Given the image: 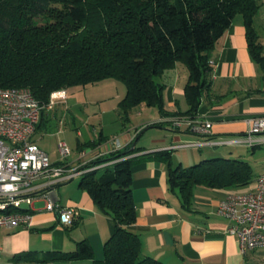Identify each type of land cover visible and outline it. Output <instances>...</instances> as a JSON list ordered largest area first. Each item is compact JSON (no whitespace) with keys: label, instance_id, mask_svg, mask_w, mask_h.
<instances>
[{"label":"trees","instance_id":"16d2710c","mask_svg":"<svg viewBox=\"0 0 264 264\" xmlns=\"http://www.w3.org/2000/svg\"><path fill=\"white\" fill-rule=\"evenodd\" d=\"M260 6V0H0V87H27L45 104L55 90L84 88L116 78L126 86L118 105L124 118L140 105L156 107L160 117L195 116L210 87V50L237 14L244 18L251 55L264 73V45L254 29ZM183 66L187 70L183 84L187 109L171 113L165 108L163 92ZM136 138L125 150L90 162L115 160L101 173L88 171L78 181L114 221L103 257L95 258L91 243L81 239L73 251L47 253L39 260L162 264L142 253L141 239L130 229L136 220L131 186L136 157L129 154L139 149L130 148ZM99 143L85 144L94 147ZM153 154L167 162L169 188L180 194L184 205L196 185L237 190L256 177L251 165L238 158L217 156L183 167L171 165L168 151Z\"/></svg>","mask_w":264,"mask_h":264},{"label":"crops","instance_id":"0c3cea01","mask_svg":"<svg viewBox=\"0 0 264 264\" xmlns=\"http://www.w3.org/2000/svg\"><path fill=\"white\" fill-rule=\"evenodd\" d=\"M260 1L261 6L254 16V29L264 45L261 41L264 38V0ZM261 52L264 54V46ZM210 60L213 61L210 87L201 99L197 114L211 121V136L214 138L240 134L246 129L249 116L264 114V73L251 55L241 14L233 18L216 40L210 50ZM163 98L165 108L171 113L187 109L183 85H179L178 79L165 88ZM117 115L118 120L124 118L119 109ZM157 116L159 119L160 112ZM152 118L149 115L130 128L125 124L120 128L114 126L108 132H103L101 127L98 137L90 140L99 141L96 147L107 157L114 146L110 136L120 137L122 150L137 136L130 148L139 149L129 154L136 157L131 167L136 220L130 229L139 235L142 253L162 264H264V247L242 254L238 237L225 232L229 220L217 213V205L227 193L248 190L254 182L237 190L196 185L191 200L184 205L180 194L169 188L167 162L153 153L168 151L172 166L188 167L205 159L206 154L201 149L212 146L194 145L206 137L188 130L185 124L177 128L168 123L149 126ZM85 143L88 141L77 140L76 152L72 154L71 149L68 162L76 165L92 161L96 147ZM40 148L48 154L50 161H59L57 153L50 158L45 147ZM68 182L55 187L52 198L60 206L79 209L73 224L69 227L62 225L57 213L44 207L36 208L35 203L44 200L35 198L30 226H0V264H11L20 259L37 261L47 253L70 252L81 239L91 243L95 258L103 257V245L113 231L114 221L96 206L90 194L78 183L76 187H69L70 197L64 201L59 191ZM21 255L24 258L18 257ZM65 261L69 264L87 263V260Z\"/></svg>","mask_w":264,"mask_h":264},{"label":"built area","instance_id":"2783aa9c","mask_svg":"<svg viewBox=\"0 0 264 264\" xmlns=\"http://www.w3.org/2000/svg\"><path fill=\"white\" fill-rule=\"evenodd\" d=\"M66 102V89L53 91L48 102L42 104L27 87H0V226H30L35 198H42L44 209L57 213L62 225H70L79 215V209L63 207L54 201L55 187L115 161L74 165L67 161L71 148L66 141L60 140L57 143L59 161L52 162L35 143L33 135L42 110H51L56 104ZM155 122L176 128L185 124L188 130L206 137L194 144L198 146L257 147L264 144V114L249 116L242 133L226 138L212 137L211 121L198 114L164 116L151 124ZM110 141L114 145L112 152L123 148L119 136L113 135ZM104 155L96 147L92 161ZM217 213L229 220L225 232L238 237L242 254L264 247V172L255 177L250 189L227 193L219 201Z\"/></svg>","mask_w":264,"mask_h":264},{"label":"rangeland","instance_id":"374dc122","mask_svg":"<svg viewBox=\"0 0 264 264\" xmlns=\"http://www.w3.org/2000/svg\"><path fill=\"white\" fill-rule=\"evenodd\" d=\"M262 36H264V32H262ZM261 41L264 42V38ZM186 72L185 66L180 67L177 79L181 86L186 80ZM66 91L67 104H56L53 109L45 110L43 124L36 129L33 135L40 147H45L50 158L54 157L56 153L58 154L57 143L60 140L66 141L72 149V154H75L77 140L87 142L92 138H97L101 127L104 129H102L103 132L110 131L114 126L120 128L123 124L130 128L132 124H138L146 117L148 118L149 115L153 116L150 120H158V110L153 106L145 105L132 107L128 112V120L125 118L118 120V105L125 95L126 86L116 78H106L84 88ZM131 131H134V129L132 128ZM201 151L206 154L205 158L221 156L246 160L251 165L255 176L264 171V144L257 146L255 149L246 146L220 145L210 148L205 147ZM104 169L105 167H100L98 173H101ZM79 180L80 176H77L61 187L59 193L64 201L70 197L69 187H76ZM23 205L25 204L23 203ZM44 205L45 202L35 203L36 208H42ZM11 264H69V262L65 260L44 262L20 259L12 261Z\"/></svg>","mask_w":264,"mask_h":264}]
</instances>
